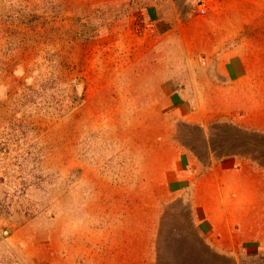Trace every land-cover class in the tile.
<instances>
[{
    "label": "crops",
    "instance_id": "1",
    "mask_svg": "<svg viewBox=\"0 0 264 264\" xmlns=\"http://www.w3.org/2000/svg\"><path fill=\"white\" fill-rule=\"evenodd\" d=\"M143 8L139 33L128 34V23L120 40L118 71L102 73L128 126L139 128L130 138L139 169L120 188L143 197L111 200L115 209H97L79 235L20 228L14 264L264 256V0H145Z\"/></svg>",
    "mask_w": 264,
    "mask_h": 264
},
{
    "label": "rangeland",
    "instance_id": "2",
    "mask_svg": "<svg viewBox=\"0 0 264 264\" xmlns=\"http://www.w3.org/2000/svg\"><path fill=\"white\" fill-rule=\"evenodd\" d=\"M144 3L0 0V264L17 261L20 228L79 235L111 200L143 197L120 188L139 169V128L102 73L118 71L120 40L128 23V34L141 30Z\"/></svg>",
    "mask_w": 264,
    "mask_h": 264
},
{
    "label": "built area",
    "instance_id": "3",
    "mask_svg": "<svg viewBox=\"0 0 264 264\" xmlns=\"http://www.w3.org/2000/svg\"><path fill=\"white\" fill-rule=\"evenodd\" d=\"M198 11H199V13H203L204 12V9L200 7V9Z\"/></svg>",
    "mask_w": 264,
    "mask_h": 264
}]
</instances>
